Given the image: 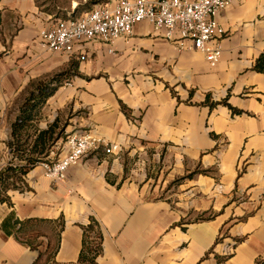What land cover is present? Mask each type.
I'll list each match as a JSON object with an SVG mask.
<instances>
[{
  "label": "crops",
  "instance_id": "1",
  "mask_svg": "<svg viewBox=\"0 0 264 264\" xmlns=\"http://www.w3.org/2000/svg\"><path fill=\"white\" fill-rule=\"evenodd\" d=\"M9 12L23 26L5 33L10 50L0 43V152L12 101L66 71L28 130V152L57 120L65 136L123 151L91 153L62 182L40 163L30 170L26 192L0 202V264H89L97 246L94 264H264V72L254 70L264 0L218 16L226 34L215 67L147 22L112 52L89 43L74 57L52 53L34 0H3L0 19Z\"/></svg>",
  "mask_w": 264,
  "mask_h": 264
},
{
  "label": "built area",
  "instance_id": "2",
  "mask_svg": "<svg viewBox=\"0 0 264 264\" xmlns=\"http://www.w3.org/2000/svg\"><path fill=\"white\" fill-rule=\"evenodd\" d=\"M242 0H107L79 17L49 16V24L40 31L41 45L52 53L68 57L77 55V48L89 43H102L113 51L115 42L133 35L134 28L144 22L166 38L179 42L181 50L197 51L215 67L221 58V41L226 30L218 16ZM82 61L86 59L81 56ZM65 85H71L67 82ZM138 121V120H137ZM136 122V121H135ZM57 160L40 163L46 176L55 182L66 179L67 171L78 166L91 153L121 154L122 144H107L89 133L73 132L61 142ZM55 152L52 150L51 156Z\"/></svg>",
  "mask_w": 264,
  "mask_h": 264
},
{
  "label": "trees",
  "instance_id": "3",
  "mask_svg": "<svg viewBox=\"0 0 264 264\" xmlns=\"http://www.w3.org/2000/svg\"><path fill=\"white\" fill-rule=\"evenodd\" d=\"M2 1L3 0H0V3ZM72 16L74 15L72 14ZM254 70L264 72V53L256 61ZM67 73L68 71L62 72L46 81L40 82L34 92H31V97L26 100L24 106L20 110V114L12 123L11 140L8 145L11 149L13 148L12 150L17 156L14 158L15 161L13 163H10L9 166L0 170L1 203H7L9 201L8 192L10 190H19L21 192L24 190V176L37 164L47 161L51 147L63 138L65 127H60L57 120L49 126L47 130H41L39 132L32 148L30 149V153L28 152V130L35 128L33 122L39 119V112L60 85L61 78ZM23 137H26V139ZM10 179H14V183L10 184ZM27 223L28 221L22 222L18 232H21L23 226H26ZM85 248H87L86 239L81 260H84L85 258ZM93 252L96 256L99 252V246L95 247V249H89L88 251L89 254ZM95 256L93 258L88 257L87 260L89 264L95 263ZM257 264H261V262H258Z\"/></svg>",
  "mask_w": 264,
  "mask_h": 264
},
{
  "label": "rangeland",
  "instance_id": "4",
  "mask_svg": "<svg viewBox=\"0 0 264 264\" xmlns=\"http://www.w3.org/2000/svg\"><path fill=\"white\" fill-rule=\"evenodd\" d=\"M106 1L107 0H34L38 11L47 18L49 16H53L55 18H64L68 13H72L74 16L78 17L82 13L92 10L95 6L100 5ZM20 17L21 16L15 12H9L5 15L4 21L0 19V43L7 50H10V46L7 44L5 33L8 35H12L15 33V31L11 26H23L22 24H19L21 20ZM31 94V91L28 90L22 96L12 101L11 106H9V108L7 109L6 116L4 117V119H6L8 123L15 121V119L20 114V110L24 106L26 100L31 97ZM23 138L26 139V137ZM63 138H65V135ZM60 142L61 140L59 141V143ZM54 147L55 154L47 159L48 163L57 160V158L61 154L60 146L55 144ZM7 149H9V152H7ZM7 149H4L2 152H0V170L9 166L10 163H13L15 161L14 158L17 156V154H15V152L12 150L13 148L11 149L8 144ZM9 183H14V179H10ZM23 191L26 192V187ZM40 233L42 234L43 231L40 230ZM21 237L23 239V242L31 241L28 239L27 233L22 234Z\"/></svg>",
  "mask_w": 264,
  "mask_h": 264
}]
</instances>
